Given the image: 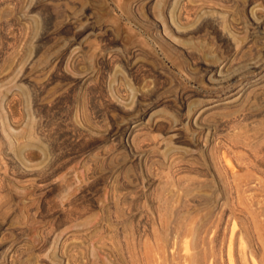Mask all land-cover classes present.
<instances>
[{
  "label": "rangeland",
  "instance_id": "1",
  "mask_svg": "<svg viewBox=\"0 0 264 264\" xmlns=\"http://www.w3.org/2000/svg\"><path fill=\"white\" fill-rule=\"evenodd\" d=\"M221 62L230 78L214 86ZM233 89L245 99L236 106L223 99ZM201 106L202 129L187 120ZM19 133L43 151L12 153ZM261 160L264 0H0V173L36 190L27 204L12 179L0 182V264L11 241L16 264H60L52 244H29L40 233L68 235L69 264H144L175 211H234L205 257L264 264V216L252 220L264 207ZM230 231L247 234L229 257ZM179 252H195L191 236Z\"/></svg>",
  "mask_w": 264,
  "mask_h": 264
},
{
  "label": "bare ground",
  "instance_id": "2",
  "mask_svg": "<svg viewBox=\"0 0 264 264\" xmlns=\"http://www.w3.org/2000/svg\"><path fill=\"white\" fill-rule=\"evenodd\" d=\"M53 1V0H52ZM157 1V0H156ZM181 1V0H180ZM115 2V1H114ZM169 2H171V1H169ZM168 1H167V4L169 3ZM177 3H179V2H177ZM182 3V2H181ZM180 3V4H181ZM47 4V3H46ZM156 4V3H155ZM164 4H166L165 3V1H164ZM135 5V4H134ZM157 5V4H156ZM171 5H173L172 3H171ZM176 5V4H175ZM178 5V4H177ZM186 5V4H185ZM166 6H169V4L168 5H166ZM183 6V5H182ZM133 7V6H132ZM164 7V6H163ZM170 7V6H169ZM187 7V6H186ZM185 7V8H186ZM136 8V7H135ZM173 8V7H172ZM176 8L178 9V7L176 6ZM164 9H165V7H164ZM133 10V9H132ZM166 10V9H165ZM179 10H180V8H179ZM185 10V9H184ZM187 10V9H186ZM202 10V9H201ZM135 11V10H134ZM164 11V10H163ZM171 11H174V9H171ZM172 15V14H171ZM254 15V14H253ZM255 17V16H254ZM174 18H175V15H174ZM173 20V19H172ZM175 21V20H174ZM171 22V21H170ZM258 23V22H257ZM176 26V24L174 23L173 24V26ZM165 26V25H164ZM174 28V27H173ZM248 28V27H247ZM169 30V29H168ZM176 30H177V28H176ZM250 35V34H249ZM250 38V37H249ZM238 42V41H237ZM99 60H100V58H99ZM97 62H99L98 60H97ZM223 62H221V64L219 65V66H217L215 69H214V71H211V74L208 76V78H207V81L209 82V83H211L212 85H214V86H219V85H221L222 83H224L226 80H228L229 78H230V72H229V69H228V67L226 66V65H223L222 64ZM229 64V63H228ZM256 64V63H255ZM131 65V64H130ZM230 66V65H229ZM255 66H257V65H254V67ZM231 67V66H230ZM257 68V67H256ZM248 69V68H247ZM18 78V77H17ZM23 78V77H22ZM19 81V80H18ZM85 81V80H84ZM35 83V82H34ZM16 84V83H15ZM31 84V83H30ZM20 88H22V87H20ZM22 89H24V88H22ZM18 91V90H17ZM255 91V90H254ZM247 92H249V91H247ZM252 92V91H251ZM18 93V92H17ZM255 94V93H254ZM15 95V94H14ZM250 95V94H249ZM17 96V95H16ZM6 97V96H5ZM224 99V101H225V104H231V105H233V104H235V106L236 105H238V104H241L242 102H243V100H245L244 98H243V94L242 93H239V91H237V90H235V89H233V90H230L229 91V93H227V96L225 97V98H223ZM219 101V100H218ZM12 102V101H11ZM215 102H217V101H213V102H211L210 104H212V103H215ZM247 104V103H246ZM206 106V105H205ZM240 106V105H239ZM8 108V107H7ZM12 108V107H11ZM15 108V107H14ZM6 109V108H5ZM16 109V108H15ZM207 111V108H205L204 106H201V107H198V108H196L195 110H194V112H193V114L192 115H190L189 117H188V122H193L192 124H193V126H199V128L200 129H202V127H201V125L203 124V119L201 118L202 117V115L205 113ZM11 112V111H10ZM234 112V111H233ZM207 113V112H206ZM241 113V112H240ZM244 113V112H243ZM216 114V113H215ZM19 115V114H18ZM207 117V116H206ZM204 118V117H203ZM11 119V118H10ZM191 124V125H192ZM215 126V125H214ZM228 126V125H227ZM196 128V127H195ZM36 129V128H35ZM7 130V129H6ZM31 130H33V126L31 127ZM30 130V131H31ZM1 132H3L2 130H1ZM176 132V131H175ZM200 132H201V130H200ZM211 132V131H210ZM214 132V131H213ZM197 133V132H196ZM178 134V133H177ZM12 135H14V134H12ZM12 135H8L9 137H11ZM19 135H20V133L18 134V135H14V137H11V139L12 140H14L13 142H15V144L13 145V143H11L12 145H11V150H12V153H14V154H16L18 157L20 156L21 157V155L22 154H28V155H32L33 154V152L37 149V151H39V152H37V153H40L41 151H43L42 149H43V147L41 146V145H37V144H35V143H33V141H31V140H26V141H24V142H20V140H19V138H21V137H19ZM179 135V134H178ZM177 135V136H178ZM197 135H199V132L197 133ZM212 135V134H211ZM211 135H210V133L209 132H207V134H206V136H205V143L202 141V145H200L201 146V148H202V151L204 150H206V148H207V144L206 143H208L210 140H211ZM232 135V134H231ZM21 136V135H20ZM175 136H176V134H175ZM204 136V135H203ZM214 136V135H213ZM179 137H180V135H179ZM201 137V136H200ZM207 137V138H206ZM211 137V138H210ZM6 138H7V136H6ZM204 138V137H203ZM127 139H130V137H128ZM199 139V138H198ZM198 139H197V141H198ZM204 140V139H203ZM213 140H214V138H213ZM212 141V140H211ZM128 142H130L131 144H133V139H131V140H128ZM246 142V141H245ZM10 143V142H9ZM197 144V143H196ZM226 144V143H225ZM135 146V145H134ZM201 148H200V150H201ZM221 148V147H220ZM226 148V147H225ZM9 149V148H8ZM211 149V148H210ZM136 150V149H135ZM9 151V150H8ZM197 152H199V150H196ZM209 151V150H208ZM11 152V151H10ZM9 152V153H10ZM212 152H213V150H212ZM12 153H11V155H12ZM37 153H35L34 152V154H37ZM45 153V152H44ZM192 153V152H191ZM194 153H196V152H194ZM201 153V152H200ZM200 153H198V154H200ZM204 153V152H203ZM206 153H208V152H206ZM230 153V152H229ZM13 154V155H14ZM209 154V153H208ZM7 155H9V154H7ZM25 155V156H26ZM201 155V154H200ZM15 156V155H14ZM34 156V155H33ZM177 157V156H176ZM232 157V156H231ZM257 157V156H256ZM238 159V158H237ZM251 161V160H250ZM260 162H262V160L260 161ZM259 162V163H260ZM264 162V161H263ZM261 163L262 165L264 164V163ZM220 163V162H219ZM231 163V162H230ZM250 163H252V162H250ZM255 163V162H254ZM212 164V163H211ZM250 165V164H249ZM261 165V166H262ZM259 166V164L257 165V167ZM226 167V166H225ZM251 167V166H250ZM260 167V166H259ZM263 167H264V165H263ZM262 167V168H263ZM261 168V167H260ZM214 170H216V169H214ZM229 170H230V173L232 174V175H234V172L232 171V169L231 168H229ZM6 171V170H5ZM4 171V173H0V182H2V181H4V180H6V178H7V176L8 175H6V172ZM220 171V170H219ZM258 171V170H257ZM264 171V170H263ZM26 172V171H25ZM262 172V171H261ZM218 175L220 176V182L223 184L224 183V179L222 178V176L218 173ZM225 176H226V174H224ZM264 175V174H263ZM14 176V175H13ZM228 176V175H227ZM226 176V177H227ZM225 177V178H226ZM232 177V176H231ZM263 177V176H262ZM8 178H9V176H8ZM8 178H7V180H8ZM11 179H12V182L15 184H17L18 185V188L20 189V194L21 195H17L18 196V198H19V196H21V198H23L24 200H26L25 202L28 204V203H30V201L31 200H33V199H31V197L33 196V195H36L35 193H36V190H34V186H33V184H29V183H27L26 182V184L27 185H24V184H22V183H24V182H22V181H20L19 179H17V178H15V177H11ZM10 178H9V180H11ZM219 179V178H218ZM217 179V180H218ZM228 179V178H227ZM262 179V178H261ZM2 180V181H1ZM9 180H8V182H9ZM256 180H257V178L256 179H249L248 180V182H247V186H250V185H253V184H257L256 183ZM226 181V180H225ZM258 181V180H257ZM259 181H260V179H259ZM219 182V183H220ZM234 182V181H233ZM261 182V181H260ZM259 182V183H260ZM259 183L257 184V185H259ZM225 184V183H224ZM262 185H263V182L261 183ZM260 184V187H262V185ZM238 185V184H237ZM237 185H236V189L235 190H237V189H239L238 187H237ZM3 186H4V184H3ZM2 186V187H3ZM16 186V185H15ZM25 186H27V187H25ZM224 186V185H223ZM245 186H246V184H245ZM244 186V187H245ZM226 187V186H225ZM225 187H224V189H225ZM240 187V186H239ZM252 186H250V188H251ZM17 188V187H16ZM0 189H1V187H0ZM3 189V188H2ZM5 189V188H4ZM230 189V188H229ZM252 189V188H251ZM261 189V188H260ZM255 190V189H254ZM2 191H5V190H2ZM222 191V190H221ZM243 191V190H242ZM259 191V190H258ZM38 192V191H37ZM235 192V191H234ZM0 193H2V192H0ZM5 193V192H4ZM40 193V192H39ZM225 193H226V191H225ZM224 193V194H225ZM256 193V192H255ZM42 194V193H41ZM241 194V193H240ZM6 195V194H5ZM14 195V194H13ZM226 195V194H225ZM236 195V194H235ZM234 195V196H235ZM15 196V195H14ZM40 196V195H39ZM166 196V195H165ZM168 196V195H167ZM172 196V195H171ZM1 197V196H0ZM7 197V196H6ZM10 197H11V195H10ZM184 197H185V195H184ZM236 197V196H235ZM259 197H262L261 195L259 196ZM15 198V197H14ZM256 198V197H255ZM255 198H253V199H255ZM209 199H211V198H209ZM208 199V200H209ZM244 199V198H243ZM259 199V198H258ZM261 199V198H260ZM10 200L11 201H14V199H13V196H12V198H10L9 199V201H7L6 200V202H8L7 204H9L10 203ZM170 200V199H169ZM230 200V199H229ZM256 200V199H255ZM192 201V200H191ZM253 201V200H252ZM5 202V203H6ZM2 203V202H1ZM167 203H169V202H167ZM260 203V202H259ZM263 203H264V201H263ZM263 203H262V205H263ZM25 204V203H24ZM171 204V203H170ZM245 204V203H244ZM258 204V203H257ZM261 204V203H260ZM259 204V205H260ZM4 205V204H3ZM23 205V204H22ZM182 205V204H181ZM261 205V207H263ZM167 206V205H166ZM171 206V205H170ZM169 206V207H170ZM1 207V206H0ZM248 207V206H247ZM3 208V206L1 207V209ZM172 208V207H171ZM225 208V207H224ZM242 208V207H241ZM258 208V207H257ZM7 209H8V207H7ZM12 209V208H11ZM30 209V208H29ZM173 209H175V206H174V208ZM9 210V209H8ZM243 210V209H242ZM2 211V210H1ZM14 211V210H13ZM164 211H167V210H164ZM170 211V210H169ZM168 211V212H169ZM218 211H221V210H218ZM254 211H256V209L254 210ZM258 211V210H257ZM256 211V212H257ZM12 212V211H11ZM23 212V211H22ZM176 212V211H175ZM175 212H173V213H170V214H168L167 215V219H166V217H165V215L163 214V216L165 217V219L167 220V222L169 223V225L168 226H166L167 227V229H168V227L170 226V228L168 229L169 231L166 233V232H164V233H166V234H162V235H164V237L162 236V239H161V241H160V244L157 246V248H156V251H155V253H153V254H149L148 253V255L146 256V258H145V260H146V262L144 263V264H218V257H217V254H216V252L214 251H212L211 250V255H210V257L209 258H207V257H205V250H206V248L209 246V243H212L213 242V238H212V236L214 235V234H218L219 232H220V224L222 223L223 225H224V227H223V229H224V231H222V234H223V238L225 237V230H227L228 228H227V226H226V221H227V223L228 222H230V221H233L234 219V211L232 212V211H230L229 213L230 214H228L227 215V213H225V211H221V213L219 212V215H218V212H211V211H209L208 213H206L204 216H201V217H199V213H196V212H194V211H185V213H183V214H178V213H175ZM180 212H181V210H180ZM244 212V211H243ZM256 212H252V220L254 221V217L256 216V218H258V217H261V216H264V207L262 208V212H260V210L258 211V213H256ZM1 213V212H0ZM2 214V213H1ZM166 214V213H165ZM243 214V213H242ZM10 215V214H9ZM159 215V214H158ZM161 215H162V213H161ZM160 215V216H161ZM216 215H218V216H216ZM30 216V215H29ZM32 216V215H31ZM159 217V216H158ZM197 217H199V218H197ZM230 217H232L231 219H230ZM33 218V217H32ZM263 218L264 217H262V220H263ZM159 219V218H158ZM164 219V218H163ZM251 220V222L253 223V221ZM28 221V220H27ZM163 221V220H162ZM162 221H160V222H162ZM172 221L173 222H175V221H178V226H175V227H171V226H173L172 225ZM242 221V220H241ZM164 222H166L165 220H164ZM163 222V223H164ZM238 222H240L239 220H238ZM1 224H4L5 223V221H2V222H0ZM32 223H33V221H32ZM32 223L30 224V226L32 227ZM162 223V224H163ZM170 223H171V225H170ZM260 223V222H259ZM258 223V224H259ZM28 224V223H27ZM27 224H22V227H20L19 228V230H22V229H29V227H28V225ZM146 224V223H145ZM166 224V223H165ZM164 224V225H165ZM1 226V225H0ZM258 226H260V225H258ZM257 227V226H256ZM14 228V227H13ZM12 229V228H11ZM42 229V228H41ZM159 229H161V228H159ZM220 229V230H219ZM249 229V228H248ZM16 230V229H15ZM11 231H13V230H11ZM160 231V230H159ZM165 231V230H164ZM167 231V230H166ZM10 232V231H9ZM41 232H42V230H41ZM45 232V231H44ZM245 232V231H244ZM244 232H242V231H240L239 233H238V235L240 236L242 233H244ZM11 233V232H10ZM17 233V232H16ZM23 233V232H22ZM43 233V232H42ZM48 233V232H47ZM12 234H14V232H12ZM19 234V233H18ZM17 234V235H18ZM142 234V233H141ZM145 234V233H144ZM161 234V233H160ZM245 234H247V232H245ZM15 235V234H14ZM65 235H67V234H64V235H54V237L52 238V236H53V234L49 237L48 236V234H39V238L37 237V240L34 242V244L31 242V241H28L29 242V244L31 245L32 244V247L35 249V250H37V251H43L46 247L48 248L49 246L48 245H51L52 244V246H51V248H52V250H53V252L54 253H56L57 251L59 252V258L58 259H60L59 260V262H60V264H69V258H66L65 256H64V253H62L63 251L61 250L60 251V249H62L63 248V244H64V241L66 240V236ZM166 235V236H165ZM219 235V234H218ZM227 235V234H226ZM238 235L237 234H235L234 233V231H230V233H229V240H228V243H229V245H228V256L230 257L231 256V245L233 244V241L237 238V240L239 239L238 238ZM19 236V235H18ZM38 236V235H37ZM68 236V235H67ZM189 236H191V238H192V246H193V250L195 251L194 253H191V254H184V253H182V254H180V252H179V246H180V244L184 241V239H186V238H188ZM216 236V235H215ZM17 237V236H16ZM15 237V238H16ZM66 237V238H65ZM138 237V236H137ZM27 238V237H26ZM71 238V237H70ZM87 239V238H86ZM72 240V239H71ZM222 241V240H221ZM13 241H11L10 243L11 244H9L8 246H7V248H6V250H5V252L4 253H2L3 254V257H4V264H16V261L18 260V259H16V257H15V254H16V252H17V250L19 249L18 248V246H16V244L15 243H17V242H14V244L12 243ZM31 242V243H30ZM237 242V241H236ZM71 244H73V243H71ZM247 244V243H246ZM78 245V244H77ZM0 246H1V236H0ZM259 246V245H258ZM142 247V246H141ZM215 247V246H214ZM255 247V246H254ZM18 248V249H17ZM30 248V247H29ZM1 249V248H0ZM26 249V248H25ZM28 249V248H27ZM58 249V250H57ZM69 249V248H68ZM31 250V249H30ZM142 250V249H141ZM45 251V250H44ZM68 251V250H67ZM74 251V250H73ZM226 251V250H225ZM19 252V251H18ZM28 252H29V250H28ZM61 252V253H60ZM202 252H204V255L202 256ZM50 253V252H49ZM77 253V252H76ZM80 253H81V251H80ZM1 254V255H2ZM30 254H32L31 253V251H30ZM29 254V255H30ZM66 254H67V252H66ZM69 254V253H68ZM251 254H253V252L251 251ZM74 255V254H73ZM227 255V254H226ZM17 256V255H16ZM33 256L34 255H32L31 257L33 258ZM69 256V255H68ZM223 256V255H222ZM81 257V256H80ZM18 258V257H17ZM32 258H31V260H32ZM30 259V258H29ZM33 259H35V258H33ZM37 259H39V258H37ZM58 259H57V261H58ZM36 260V259H35ZM241 260L242 261H244L245 262V256L243 255V256H241ZM29 261V260H28ZM34 261V260H33ZM71 261V260H70ZM85 261V260H84ZM27 262V261H26ZM32 262V261H31ZM38 262V261H37ZM41 262V261H40ZM39 262V263H40ZM74 262V261H73ZM264 262V261H263ZM18 263V262H17ZM23 263H25V262H23ZM39 263H35V262H32L31 264H39ZM71 263V262H70ZM80 263V262H79ZM73 264V263H72ZM255 264V263H254Z\"/></svg>",
  "mask_w": 264,
  "mask_h": 264
}]
</instances>
